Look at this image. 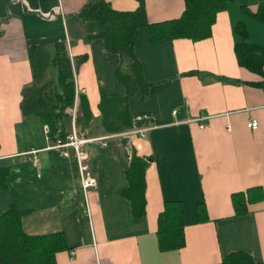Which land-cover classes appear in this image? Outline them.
<instances>
[{"label": "crops", "instance_id": "obj_1", "mask_svg": "<svg viewBox=\"0 0 264 264\" xmlns=\"http://www.w3.org/2000/svg\"><path fill=\"white\" fill-rule=\"evenodd\" d=\"M107 1L117 9L138 5ZM87 2L0 0V212L15 202L24 210L27 233L62 231L67 246L56 252V264H216L239 249L264 264V88L248 83L260 77L240 66L234 52V25L243 18L249 39L264 46V23L239 7L254 11L258 0L229 1L216 12L211 35L198 40H152L147 26L138 27L135 52L143 77L160 84L127 97L132 125L117 132L104 130L98 103L100 86L126 92L116 72L120 55L102 37H86L70 16ZM144 3L149 21L177 17L185 6L184 0ZM57 39H66L72 58L86 55L74 66L75 103L84 94L93 114L90 125L76 131L90 138L81 146L96 183L86 192L73 146L61 153L39 116H23L20 109L21 88L32 78L28 47L46 43L50 50ZM194 69L201 73H185ZM75 106L65 119L66 138ZM250 119L256 127L247 125ZM132 151L147 159L139 217L122 194ZM246 189L248 211L236 214L231 194ZM172 199L184 208L185 244L161 250L158 213Z\"/></svg>", "mask_w": 264, "mask_h": 264}, {"label": "trees", "instance_id": "obj_2", "mask_svg": "<svg viewBox=\"0 0 264 264\" xmlns=\"http://www.w3.org/2000/svg\"><path fill=\"white\" fill-rule=\"evenodd\" d=\"M185 6L177 17L149 21L146 16L144 0H138L135 9H117L107 0H88L77 12L70 16L81 24L86 37L100 36L107 48L120 55L117 77L125 86V94L107 92L100 86L99 109L101 122L107 132L126 130L132 125V117L127 106L129 95L143 96L160 82H148L144 79L142 65L135 52L137 28L147 26L152 40L163 37H187L198 40L211 35V26L218 10L225 8L231 0H184ZM242 12L252 15L264 23V0H258L257 8L252 11L245 4H239ZM234 32L239 39L234 42L237 62L257 73L260 79L248 83L264 88V46L249 39L247 25L238 20ZM46 43L28 47V58L32 78L21 88L20 109L23 116L37 115L42 125L48 127V133L54 139H66L65 119L72 116L69 109L74 108L76 131L90 125L93 114L86 96L77 95L75 103V67L82 62L85 54L71 57L66 39L55 40L51 48ZM75 66V67H74ZM185 73L200 74L198 70ZM204 74V73H202ZM216 78L239 83L241 80L224 75ZM246 82V81H245ZM147 159L131 152L126 168L127 186L122 194L129 198L135 217L145 213V168ZM1 170V169H0ZM0 180L3 181V173ZM258 198V196L256 197ZM260 198V196H259ZM234 211L243 214L248 211L249 189L231 194ZM202 213V204L199 205ZM24 210L15 202L0 212V264H56L55 254L67 244L62 231L42 234L27 233L21 216ZM184 208L180 200H165L157 218V240L161 250L178 249L185 244ZM216 264H263L255 260L245 250H232L225 253Z\"/></svg>", "mask_w": 264, "mask_h": 264}, {"label": "built area", "instance_id": "obj_3", "mask_svg": "<svg viewBox=\"0 0 264 264\" xmlns=\"http://www.w3.org/2000/svg\"><path fill=\"white\" fill-rule=\"evenodd\" d=\"M247 125L250 127H256L257 126V120L256 119H250L247 122ZM43 131L45 133L48 132V127L46 125L43 126ZM90 138H80L77 136L76 133V127H75V122H74V115H73V120H72V131L70 134H68L67 138L65 140H60V138H57L54 145L55 147L60 148L61 153L67 155L68 150L66 148L67 145H72L74 149V155L77 160L78 164V171L80 175V182L81 186L86 192L87 188L90 186L95 185L96 183V178L89 169V166L87 164V152L81 144L88 140ZM34 163H36V159H34Z\"/></svg>", "mask_w": 264, "mask_h": 264}, {"label": "rangeland", "instance_id": "obj_4", "mask_svg": "<svg viewBox=\"0 0 264 264\" xmlns=\"http://www.w3.org/2000/svg\"><path fill=\"white\" fill-rule=\"evenodd\" d=\"M243 20H245V19L243 18Z\"/></svg>", "mask_w": 264, "mask_h": 264}]
</instances>
